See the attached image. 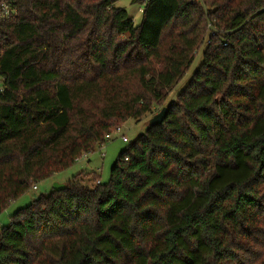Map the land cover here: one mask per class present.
Here are the masks:
<instances>
[{
  "label": "trees",
  "instance_id": "obj_1",
  "mask_svg": "<svg viewBox=\"0 0 264 264\" xmlns=\"http://www.w3.org/2000/svg\"><path fill=\"white\" fill-rule=\"evenodd\" d=\"M117 1L13 0L0 21V213L167 108L107 181L12 213L0 264H264V0H148L138 24Z\"/></svg>",
  "mask_w": 264,
  "mask_h": 264
},
{
  "label": "rangeland",
  "instance_id": "obj_2",
  "mask_svg": "<svg viewBox=\"0 0 264 264\" xmlns=\"http://www.w3.org/2000/svg\"><path fill=\"white\" fill-rule=\"evenodd\" d=\"M116 6L124 8L128 14L133 17L135 24H138L141 19V12L139 7L141 4L131 3L130 0H118L115 3ZM202 50L201 47L196 53L193 61L189 65L187 71L185 72L182 79L173 87V89L168 93L164 105H167L170 101L176 99L177 93L184 87L186 82L190 79L192 73L198 68L200 62L202 61ZM161 107L154 109L153 114H146L140 119L129 118L121 126L120 130L117 132L113 131L111 133V139L102 143L99 147L85 158L81 157L72 166L64 171L53 174L51 177L36 182V188H30L22 196L14 200L11 204L7 206L5 210L0 213V229L3 226L9 224L10 216L17 209L25 207L33 199L39 195H46L53 188L55 183H66L71 180L77 174H85L94 172L99 176L101 182H105L108 179L109 171L114 163L118 153L121 149L127 146L129 143L133 142L140 134L144 133L149 125L150 118L160 111ZM122 137H126L128 142H123ZM79 179L83 184L91 186L93 181L88 176H79Z\"/></svg>",
  "mask_w": 264,
  "mask_h": 264
},
{
  "label": "built area",
  "instance_id": "obj_3",
  "mask_svg": "<svg viewBox=\"0 0 264 264\" xmlns=\"http://www.w3.org/2000/svg\"><path fill=\"white\" fill-rule=\"evenodd\" d=\"M148 0H144L139 7V11H142V8L144 7L145 3ZM17 13L16 8L13 6V0H0V21H5V20H10L12 19ZM1 54V53H0ZM120 127L116 128L115 132L119 131ZM111 139V134H107L105 136V141ZM123 142H128L126 137H122ZM89 154V153H88ZM87 154H83L82 157H86ZM77 159L76 161H78ZM33 189L35 188V185L32 187Z\"/></svg>",
  "mask_w": 264,
  "mask_h": 264
},
{
  "label": "water",
  "instance_id": "obj_4",
  "mask_svg": "<svg viewBox=\"0 0 264 264\" xmlns=\"http://www.w3.org/2000/svg\"><path fill=\"white\" fill-rule=\"evenodd\" d=\"M166 112H167V108L162 107L158 113L154 114L150 118L148 126H154V125L161 123L165 117ZM64 187H65V184L55 183L53 186V189L60 190V189H63Z\"/></svg>",
  "mask_w": 264,
  "mask_h": 264
},
{
  "label": "crops",
  "instance_id": "obj_5",
  "mask_svg": "<svg viewBox=\"0 0 264 264\" xmlns=\"http://www.w3.org/2000/svg\"><path fill=\"white\" fill-rule=\"evenodd\" d=\"M88 155H89V154H87V156H88ZM87 156H86V157H87ZM86 157H85V158H86ZM63 184H65V183H63ZM35 188H36V185H35ZM11 203H12V202H11ZM11 203H10V204H11Z\"/></svg>",
  "mask_w": 264,
  "mask_h": 264
}]
</instances>
